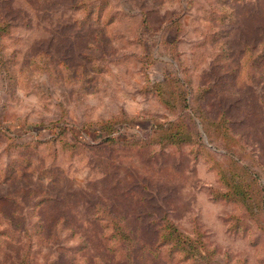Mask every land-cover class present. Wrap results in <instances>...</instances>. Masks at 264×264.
Instances as JSON below:
<instances>
[{"label": "rangeland", "instance_id": "obj_1", "mask_svg": "<svg viewBox=\"0 0 264 264\" xmlns=\"http://www.w3.org/2000/svg\"><path fill=\"white\" fill-rule=\"evenodd\" d=\"M216 1L0 0V18L11 23L4 53L14 54L0 66V171L15 156L31 160L22 177L0 179V264H16L24 233L31 264H133L126 241L104 238L94 204L125 219L134 250L150 246L154 218L167 214L185 233H203L223 258L211 264H264V217L246 233L230 231L227 217L241 210L212 198L210 189L223 188L191 146L123 141H139L156 120L175 117L153 82L184 73L209 88L200 102L208 114L227 110L256 157L244 160L264 184V60L251 81L237 83L220 56L221 46L230 59L264 40V0H225L234 20L208 42L205 18ZM100 7L114 16L112 27L101 22ZM110 118L120 141L114 145L101 142L97 126L81 131ZM70 126L82 144L62 148L53 131Z\"/></svg>", "mask_w": 264, "mask_h": 264}, {"label": "trees", "instance_id": "obj_2", "mask_svg": "<svg viewBox=\"0 0 264 264\" xmlns=\"http://www.w3.org/2000/svg\"><path fill=\"white\" fill-rule=\"evenodd\" d=\"M224 1H216V5L209 8L210 11L205 18L208 31L203 36L204 41L219 40L222 37V27L234 20V10L222 5ZM106 9L100 7L98 15L102 17L101 22L105 27H112L114 16L108 14ZM10 28L11 23L0 18L1 67L4 66L5 62H8L4 57L14 55L13 53H4L3 48L4 39L10 34ZM174 41L171 42V50L176 57L178 51ZM220 50L221 60L228 61L227 65L231 66V69H228L230 71L228 77L233 80L232 82L234 80H237V83L251 81L257 72L258 64L264 60V40L258 46L244 45L240 57L235 56L229 59L227 56L228 51L223 46ZM229 62L233 63L234 66ZM44 68L46 72L47 67ZM24 70L31 72L32 68L29 66ZM154 88H156L157 95L155 96L159 102L165 106L171 115L175 114V117L163 122L156 120L151 125L148 136L141 138L139 141L134 139L130 141L124 139L123 141L126 143L131 142L140 147L153 145L160 147L191 146L193 152L201 155L208 167L214 171L220 186L223 188V191L219 188L210 189L209 193L212 198L231 202L241 210L238 215L231 214L227 217L230 231L246 233L252 224L255 226L260 224L262 217H264V184L259 181L256 171L251 169L245 162V156H249L252 161L256 160V157L253 155L254 152L249 150L243 137L234 132L232 128L233 121L227 110L222 109L214 115L208 114L200 102L209 92V88L193 85L192 80L184 73L175 72L171 77L153 82ZM116 117L118 116H113V118ZM113 118L88 122L87 127L81 129V131L96 132L93 126H97L102 132L101 142L114 145L120 141L114 134L115 122ZM53 132L54 140H58L62 148H74L75 145L82 144L75 126L60 129L59 133H56L55 130ZM88 132L85 133L88 134ZM66 134H69L71 139L68 140ZM204 136L205 139H203ZM218 154L221 159L217 158ZM14 158H18V161L13 160V164L0 171V179L10 180L14 176L20 178L24 168L28 169L27 167L31 163L30 159H24L20 156ZM256 164L259 165L257 161ZM93 206L95 219L102 222L105 228L104 238L107 241H111V239L126 241L124 256L126 260L133 264L136 261L138 264L140 262L141 264H150L152 261H161L163 264H197L198 261H201L200 264H211L212 261L223 259L217 257L219 256L218 251L208 245L201 231L197 230L195 235H189L167 214L154 218L153 224L155 225L156 237L150 242V246L141 245L134 250L131 229L128 228L125 219L113 213V210L108 206L101 204H94ZM108 230L110 238L107 236ZM118 235L119 239L115 238ZM24 237L26 241L16 264H31V236L24 233ZM109 250L116 252L118 249L109 245ZM221 264H228V260L222 261Z\"/></svg>", "mask_w": 264, "mask_h": 264}]
</instances>
